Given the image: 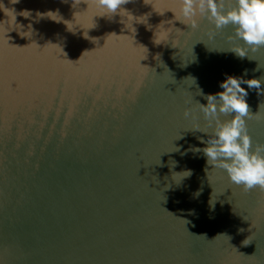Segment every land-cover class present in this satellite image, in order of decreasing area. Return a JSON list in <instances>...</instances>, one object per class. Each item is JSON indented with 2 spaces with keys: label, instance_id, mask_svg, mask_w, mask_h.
I'll use <instances>...</instances> for the list:
<instances>
[{
  "label": "water",
  "instance_id": "obj_1",
  "mask_svg": "<svg viewBox=\"0 0 264 264\" xmlns=\"http://www.w3.org/2000/svg\"><path fill=\"white\" fill-rule=\"evenodd\" d=\"M86 3L0 0V264H264V191L195 151L226 75L261 79L264 143V47L236 57L179 0Z\"/></svg>",
  "mask_w": 264,
  "mask_h": 264
},
{
  "label": "clouds",
  "instance_id": "obj_2",
  "mask_svg": "<svg viewBox=\"0 0 264 264\" xmlns=\"http://www.w3.org/2000/svg\"><path fill=\"white\" fill-rule=\"evenodd\" d=\"M18 2L13 0V3ZM73 2L87 4L86 0ZM131 2L133 0H94L99 8L112 15ZM169 11L174 14L175 21L191 30L198 28L201 20H206L214 28L208 33L209 39H213L219 30L231 26L232 34L227 37L231 46L227 51L240 59H251L249 51L264 47V0H179L178 11ZM84 36L87 38V33ZM242 84L247 85L248 90L255 89L257 94H261V79L231 75H226L219 83L222 91L215 94L198 91L207 101L206 104H198L211 132L195 129L207 135V140L201 139L206 146L195 151L204 154L208 165L223 169L229 181L244 192L257 187L264 191V143H254L247 127V120L258 117V112L253 114L250 111L246 101L248 90ZM183 115L196 118L188 108L184 109ZM221 116L230 118L222 120ZM182 174L188 177L191 171L185 170ZM243 244L247 245L244 241Z\"/></svg>",
  "mask_w": 264,
  "mask_h": 264
}]
</instances>
